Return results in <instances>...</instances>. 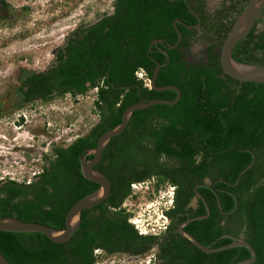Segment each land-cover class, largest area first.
I'll return each instance as SVG.
<instances>
[{
    "label": "trees",
    "instance_id": "16d2710c",
    "mask_svg": "<svg viewBox=\"0 0 264 264\" xmlns=\"http://www.w3.org/2000/svg\"><path fill=\"white\" fill-rule=\"evenodd\" d=\"M233 1V0H232ZM7 0H0L4 8ZM202 21L204 56L188 59L195 31L177 24L182 40L171 51L149 44L157 39L173 45L178 35L173 22L197 25L183 0H113L112 12L94 24L79 25L54 51L42 72L21 69L16 89L18 104L10 112L56 97L73 98L95 91L97 123L67 147L43 155L44 165L29 182L0 181V218L15 217L55 230L65 228L70 208L99 186L81 174L80 158L99 137L118 126L124 110L146 100H174V91L156 92L150 80L156 64V87L174 86L181 92L175 105H155L134 112L125 131L110 140L95 169L110 181L108 198L83 211L78 231L66 243L55 244L40 233L0 232V254L11 264H103L104 257L146 254L159 248L157 264H235L250 258L243 247L205 254L175 235L188 219L206 215L203 202L190 207L197 188L209 207V217L184 227L201 245L217 249L242 238L264 264V85L241 83L224 74L220 49L247 0H237L235 17L223 23L203 13L204 0H187ZM229 10H234L232 4ZM264 11V9H263ZM263 12L253 29L234 48L233 60L264 65ZM4 109L0 106V114ZM88 159L91 156L87 157ZM249 167V168H248ZM152 182L154 191L173 189L172 207L164 212L169 224L160 236L139 235L124 208L131 187ZM218 196L221 215L216 202ZM237 202V206H236ZM101 255L96 256L95 251Z\"/></svg>",
    "mask_w": 264,
    "mask_h": 264
},
{
    "label": "rangeland",
    "instance_id": "374dc122",
    "mask_svg": "<svg viewBox=\"0 0 264 264\" xmlns=\"http://www.w3.org/2000/svg\"><path fill=\"white\" fill-rule=\"evenodd\" d=\"M209 9L222 10L224 0H208ZM113 0H7L6 14L0 17V181L29 182L44 165L43 155L54 147H67L86 135L97 123L95 91L75 98L65 95L49 102H34L10 112L18 104L16 89L21 69L45 71L54 60V51L79 25H90L112 12ZM264 18V11L263 16ZM260 24L258 28L263 26ZM205 41L196 40L188 59L197 62L204 56ZM146 86L148 80L138 74ZM123 204L131 221L145 236L165 231L169 221L164 212L172 207L173 189L166 186L158 193L153 183L136 184ZM140 259L104 257L103 264H145Z\"/></svg>",
    "mask_w": 264,
    "mask_h": 264
},
{
    "label": "water",
    "instance_id": "95a60500",
    "mask_svg": "<svg viewBox=\"0 0 264 264\" xmlns=\"http://www.w3.org/2000/svg\"><path fill=\"white\" fill-rule=\"evenodd\" d=\"M175 1V0H170ZM188 5L190 13L197 20L198 24L195 27L200 26V18L199 16L192 10L187 0H183ZM264 9V0H247L245 7L243 8L240 15L235 19L231 29L229 30L225 40L220 49L219 61L222 71L225 75L234 79L241 83H255L264 85V65H252V64H242L239 63L232 58V52L236 45L245 37L256 25L258 20L261 17V14ZM176 23L181 24L184 28L190 29L193 26H188L183 24L181 21H175L173 23V27L178 35V39L173 45H166L163 40L157 39L152 41L148 47V53L151 52L153 45H161L165 50L171 51L176 49L182 40V35L180 30L177 28ZM161 68L160 64H156V67L153 71L152 77L149 80V88L156 92L163 91H174L177 96L174 100H146L135 105H132L124 110L121 115V122L115 128L108 130L104 134H102L95 148L89 149L86 153L80 158V170L82 177L91 183H94L99 186L98 190L84 196L79 201H77L67 212L65 217V228L63 230H55L51 227L33 223V222H22L17 220L15 217H2L0 218V232L4 233H40L44 237H46L49 241L55 244H63L68 242L74 234L78 231L81 224V214L83 211L94 208L101 203H103L108 196L110 195L111 184L109 179L99 170L95 169L98 163L101 160L103 152L110 142V140L114 137L121 135L127 125L128 122L134 112L145 110L149 107L155 105H175L181 97V92L178 88L174 86L167 87H156L155 82L158 75V72ZM91 156L90 159L87 157ZM249 168V167H248ZM208 182V181H205ZM207 185L204 183L202 185H198L194 188V194L196 199H199L203 202L206 210V215L197 216L191 219L186 220L178 226V234L191 243L196 249L200 250L205 254H213L222 251L231 250L238 247L246 248L250 252V258L237 262L235 264H254L257 259L256 252L251 247L249 243H247L242 238H232L231 242L225 246H222L217 249H209L201 245L193 236L189 233L185 232L183 229L189 223L194 221L205 220L209 217L210 211L209 207L202 197V195L197 192V188L206 187ZM196 201V200H195ZM217 207L221 215L228 216L232 214L234 211L229 213H224L222 211V207L219 201L218 196H216ZM237 206V202H236ZM0 264H11L8 262L1 254H0Z\"/></svg>",
    "mask_w": 264,
    "mask_h": 264
},
{
    "label": "flooded vegetation",
    "instance_id": "af4514ba",
    "mask_svg": "<svg viewBox=\"0 0 264 264\" xmlns=\"http://www.w3.org/2000/svg\"><path fill=\"white\" fill-rule=\"evenodd\" d=\"M176 1V0H175ZM225 1V4H224V6H223V8H222V10H220V11H222L221 13H223L222 14V17H223V23H228L229 21H231L234 17H235V15H236V11H237V9H238V7H236V1L237 0H224ZM230 4H232L233 5V7L235 8L234 10H229V7L231 6ZM190 5V7L192 8V10L194 11V7H195V5L194 4H189ZM6 9L7 8H4L3 6H2V4L0 3V17H2V18H4L3 16L6 14ZM220 11H213V10H210L209 9V1L208 0H204V2H203V13H204V15H207L210 19H214V18H216V17H218L217 15L219 14V13H217V12H220ZM190 12V11H189ZM195 12V11H194ZM196 13V12H195ZM197 14V13H196ZM198 15V14H197ZM199 16V15H198ZM200 18V17H199ZM176 21H180V20H176ZM200 21H201V19H200ZM175 22V21H174ZM173 22V23H174ZM94 24V23H93ZM177 24H179V23H176V26H177ZM198 24V23H197ZM172 26H173V24H172ZM195 26H197V25H195ZM195 26H193L192 28H190V30H193V31H195L196 33H195V35H194V41H196V40H198V39H202V40H205V34H204V31H202L201 30V27H202V21L200 22V26L199 27H195ZM178 28V27H177ZM173 29H174V27H173ZM175 30V29H174ZM176 32V31H175ZM68 36V35H67ZM65 40V39H64ZM65 41H63V43H64ZM63 43H62V45H63ZM59 48V47H58ZM57 48V49H58ZM205 184L207 185L206 187H208V185H209V181L208 182H205ZM196 200V201H195ZM197 199L196 198H193L192 199V201H191V204H190V207H192L193 209H195L196 207H197ZM178 229V228H177ZM165 232V231H164ZM164 232L163 233H161V234H164ZM161 234H159V235H157V236H160ZM179 235L178 234V231H176L175 232V235ZM180 236V235H179ZM181 237V236H180ZM182 238V237H181ZM184 239V238H183ZM150 252H153V254H152V258H153V263L152 264H157V255L159 254V248H158V246H157V244H154V246L146 253V254H144V255H142V256H137V257H131V256H128V255H123V254H114V255H112V256H110V257H115V256H120V257H128V259H130L131 261L132 260H136V259H140V258H142L143 256H146L148 253H150Z\"/></svg>",
    "mask_w": 264,
    "mask_h": 264
},
{
    "label": "built area",
    "instance_id": "2783aa9c",
    "mask_svg": "<svg viewBox=\"0 0 264 264\" xmlns=\"http://www.w3.org/2000/svg\"><path fill=\"white\" fill-rule=\"evenodd\" d=\"M146 86L149 87V80H148V84H146ZM130 223L134 226V228L137 230L139 235H145V233L143 231H141L140 228L138 227V223H135V221H131V219H130ZM95 255L99 256V255H101V252L96 250ZM152 263H153L152 256L147 257L145 264H152Z\"/></svg>",
    "mask_w": 264,
    "mask_h": 264
},
{
    "label": "clouds",
    "instance_id": "9594fccd",
    "mask_svg": "<svg viewBox=\"0 0 264 264\" xmlns=\"http://www.w3.org/2000/svg\"><path fill=\"white\" fill-rule=\"evenodd\" d=\"M147 183H149V182H146V183H142V184H147Z\"/></svg>",
    "mask_w": 264,
    "mask_h": 264
}]
</instances>
